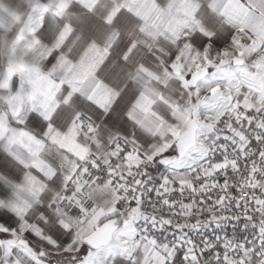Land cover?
Instances as JSON below:
<instances>
[{
    "label": "snow or ice",
    "instance_id": "1",
    "mask_svg": "<svg viewBox=\"0 0 264 264\" xmlns=\"http://www.w3.org/2000/svg\"><path fill=\"white\" fill-rule=\"evenodd\" d=\"M0 264H264V0H0Z\"/></svg>",
    "mask_w": 264,
    "mask_h": 264
}]
</instances>
